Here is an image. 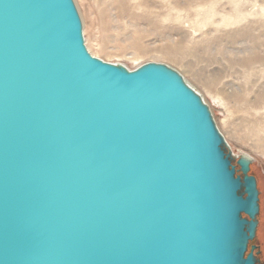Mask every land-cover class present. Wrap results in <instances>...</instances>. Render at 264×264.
<instances>
[{"label":"water","instance_id":"water-1","mask_svg":"<svg viewBox=\"0 0 264 264\" xmlns=\"http://www.w3.org/2000/svg\"><path fill=\"white\" fill-rule=\"evenodd\" d=\"M175 68L94 56L74 0H0V264H261V191Z\"/></svg>","mask_w":264,"mask_h":264},{"label":"rangeland","instance_id":"rangeland-1","mask_svg":"<svg viewBox=\"0 0 264 264\" xmlns=\"http://www.w3.org/2000/svg\"><path fill=\"white\" fill-rule=\"evenodd\" d=\"M88 50L129 69L178 70L210 106L261 191L255 244L264 260V0H74Z\"/></svg>","mask_w":264,"mask_h":264},{"label":"flooded vegetation","instance_id":"flooded-vegetation-1","mask_svg":"<svg viewBox=\"0 0 264 264\" xmlns=\"http://www.w3.org/2000/svg\"><path fill=\"white\" fill-rule=\"evenodd\" d=\"M251 246V245H250ZM258 247V249L256 250V252L257 251H260L261 253H260V255H259V258H260V260H261V264H264V260L262 259V251H261V249H260V247L259 246H257Z\"/></svg>","mask_w":264,"mask_h":264},{"label":"trees","instance_id":"trees-1","mask_svg":"<svg viewBox=\"0 0 264 264\" xmlns=\"http://www.w3.org/2000/svg\"><path fill=\"white\" fill-rule=\"evenodd\" d=\"M251 172H252V169H251ZM251 174H252V173H251ZM260 216H261V214H260ZM260 216H259V219H260ZM258 232H259V231H258ZM257 235H258V233H257ZM255 241H256V240H255ZM255 241L251 243V246H252V245H256V244H255ZM256 246H258V245H256ZM260 249H261V248H260ZM262 259H263V258H262Z\"/></svg>","mask_w":264,"mask_h":264}]
</instances>
